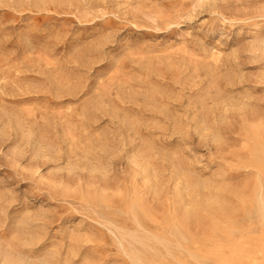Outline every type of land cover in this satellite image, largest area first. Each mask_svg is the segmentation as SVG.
I'll list each match as a JSON object with an SVG mask.
<instances>
[{"label": "rangeland", "instance_id": "obj_1", "mask_svg": "<svg viewBox=\"0 0 264 264\" xmlns=\"http://www.w3.org/2000/svg\"><path fill=\"white\" fill-rule=\"evenodd\" d=\"M0 264H264V0H0Z\"/></svg>", "mask_w": 264, "mask_h": 264}, {"label": "bare ground", "instance_id": "obj_2", "mask_svg": "<svg viewBox=\"0 0 264 264\" xmlns=\"http://www.w3.org/2000/svg\"><path fill=\"white\" fill-rule=\"evenodd\" d=\"M86 109V108H85ZM261 123V122H260ZM74 168V167H73ZM261 213V212H260ZM8 261V260H7Z\"/></svg>", "mask_w": 264, "mask_h": 264}]
</instances>
